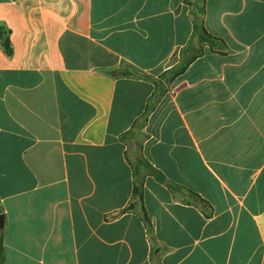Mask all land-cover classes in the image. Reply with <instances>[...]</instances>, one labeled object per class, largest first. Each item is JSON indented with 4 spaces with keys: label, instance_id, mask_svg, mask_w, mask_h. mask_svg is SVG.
<instances>
[{
    "label": "crops",
    "instance_id": "0c3cea01",
    "mask_svg": "<svg viewBox=\"0 0 264 264\" xmlns=\"http://www.w3.org/2000/svg\"><path fill=\"white\" fill-rule=\"evenodd\" d=\"M0 26L4 264H264V0H0Z\"/></svg>",
    "mask_w": 264,
    "mask_h": 264
},
{
    "label": "trees",
    "instance_id": "16d2710c",
    "mask_svg": "<svg viewBox=\"0 0 264 264\" xmlns=\"http://www.w3.org/2000/svg\"><path fill=\"white\" fill-rule=\"evenodd\" d=\"M200 11H202V10H200ZM201 40L211 42L213 40V38L207 34H203L201 37ZM0 46L2 47V49L6 55H8V56L11 55L12 51H11L10 44H9L8 32L2 26H0ZM139 163H141L143 166H145V168L148 172L153 171L149 166H147L146 162L140 160ZM140 189H141V182L138 181L136 186L134 187V193L138 196L140 195ZM0 264H4L3 235H2L1 229H0Z\"/></svg>",
    "mask_w": 264,
    "mask_h": 264
},
{
    "label": "water",
    "instance_id": "95a60500",
    "mask_svg": "<svg viewBox=\"0 0 264 264\" xmlns=\"http://www.w3.org/2000/svg\"><path fill=\"white\" fill-rule=\"evenodd\" d=\"M3 222H4L3 216L0 215V229H2V227H3Z\"/></svg>",
    "mask_w": 264,
    "mask_h": 264
}]
</instances>
